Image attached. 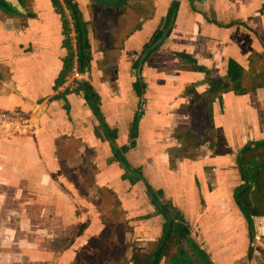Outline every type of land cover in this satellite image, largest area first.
<instances>
[{"label":"crops","instance_id":"0c3cea01","mask_svg":"<svg viewBox=\"0 0 264 264\" xmlns=\"http://www.w3.org/2000/svg\"><path fill=\"white\" fill-rule=\"evenodd\" d=\"M72 2L90 45L84 83L132 171L83 92H60L73 67L66 73L62 15L51 0H26L25 17L0 24V110L31 116L37 132H0V186L28 185L57 205L65 194L62 208L84 210L76 246L58 264L143 258L165 223L148 188L180 212L213 264H264V0ZM204 100L211 143L176 154L185 143L177 130L197 125L192 110ZM107 196L123 216L119 249L89 244L103 234Z\"/></svg>","mask_w":264,"mask_h":264},{"label":"rangeland","instance_id":"374dc122","mask_svg":"<svg viewBox=\"0 0 264 264\" xmlns=\"http://www.w3.org/2000/svg\"><path fill=\"white\" fill-rule=\"evenodd\" d=\"M60 1L65 6L63 0ZM65 14L67 15L66 11ZM8 17L9 15L0 9V24L8 25L6 22ZM20 17L22 16L20 15ZM196 105L192 114L195 112L193 117L197 125L191 128L188 126L186 130L183 128L177 130V134L180 133L185 143L177 148L176 154L195 153L197 155L195 152L197 145L200 149L203 146L205 150L206 145L211 143L212 130L210 126L212 121H210V113H207L209 101H198ZM99 129L101 128L99 127ZM101 131L103 133V129ZM261 184L264 185V178ZM11 189H13L11 192H6L7 190L0 186V204L4 208L0 210V264H58L61 257L65 262V250L72 246V241H76L75 238L80 230L78 220L82 219L84 210H77L80 205L75 209L73 206L71 210L62 208L61 201L65 199V194L59 195L60 203L57 205L52 199L50 202L47 194L33 193L34 188H30L28 185L20 188V193H14L15 189ZM116 205L111 196H107L106 203H102L103 212L99 217L101 220L105 219L106 225L102 236L99 239L94 238L95 240L93 239L89 243L90 247L107 250L115 248L113 246L116 243L118 249L120 248L119 243L113 241L114 238L119 239L124 234L121 225L123 216L120 211L118 212ZM72 210L74 211L71 212ZM192 239L202 249L204 243L201 238L192 236ZM75 246L76 244L73 245L74 248ZM181 248L184 251L188 250L184 242L168 244L167 248L163 250V257L158 264H174V259L179 257ZM154 249V244L149 245L146 253L150 254ZM164 253L166 254L164 255ZM85 255H87L86 251L82 255L83 259L86 258ZM189 255L192 256L191 253ZM116 257H118V253ZM89 259L92 261V258ZM95 260L98 262L97 258ZM105 260H107V264L109 258ZM70 264H77V259Z\"/></svg>","mask_w":264,"mask_h":264},{"label":"trees","instance_id":"16d2710c","mask_svg":"<svg viewBox=\"0 0 264 264\" xmlns=\"http://www.w3.org/2000/svg\"><path fill=\"white\" fill-rule=\"evenodd\" d=\"M54 8L58 13H60L63 17L64 23V35L66 39V47L68 49L69 55L65 61V71L66 73L71 70V67L74 63V58L77 56L78 64L81 70H84L90 65V45L88 43V33H87V25L83 22L81 13L78 9V6L72 2V0H63L66 9L70 12L72 20H73V29H71L69 21L67 20V15L65 14V7L60 0H51ZM0 7L9 12V14L19 15L17 11L12 9L8 4H6L3 0H0ZM64 7V8H63ZM74 31L76 34V46L73 45L72 39L70 37L71 31ZM136 90L140 92L141 85L139 83L136 84ZM76 92H83L85 95L88 106L93 111L95 116L100 121V128L103 129L105 133L106 139L110 141L112 147L114 149V154L122 166L128 171L131 172V168L126 162V160L122 157L120 150L115 146V137L116 134L106 126L104 117L100 111V108L96 102L95 95L91 89V87L84 83L81 85L80 89ZM137 123V121H136ZM114 134V136L112 135ZM133 145V144H132ZM263 145V144H261ZM123 152H127L128 147L122 149ZM141 180V179H140ZM160 194V193H159ZM148 195L151 199L152 204L155 206L156 211L159 215L164 219V232L163 236L156 245L155 249L150 254L143 255V258L137 259L132 258L135 264H158L160 259L163 257V250L167 248V245H171L172 243H182L184 242L188 250L184 251L183 248L179 251V257L174 259V264H213L210 256L206 251L201 249L192 239L191 231L188 224L185 222L183 216L180 214L176 208L173 207L172 204L162 203L159 199V196L152 191V189L148 188ZM239 201V200H238ZM239 204L244 212L246 218L248 219L250 226H252V218L250 213H248L245 205L241 200ZM86 228V225H82L81 231ZM189 253L192 254L189 255ZM166 253H164L165 255Z\"/></svg>","mask_w":264,"mask_h":264},{"label":"built area","instance_id":"2783aa9c","mask_svg":"<svg viewBox=\"0 0 264 264\" xmlns=\"http://www.w3.org/2000/svg\"><path fill=\"white\" fill-rule=\"evenodd\" d=\"M66 17L71 29H73V20L70 14L68 15V12ZM70 37L73 45L76 46V34L73 30L71 31ZM89 77V69L81 70L78 64V58H76L72 70L61 87L60 92L67 93L79 90L84 82H88ZM0 132L6 136L34 135L37 132V124L31 116L0 110Z\"/></svg>","mask_w":264,"mask_h":264},{"label":"water","instance_id":"95a60500","mask_svg":"<svg viewBox=\"0 0 264 264\" xmlns=\"http://www.w3.org/2000/svg\"><path fill=\"white\" fill-rule=\"evenodd\" d=\"M6 4H8L12 9L20 13L21 15H26L27 10L24 7L23 3L21 0H3ZM36 121V119H35ZM37 124V121H36Z\"/></svg>","mask_w":264,"mask_h":264},{"label":"flooded vegetation","instance_id":"af4514ba","mask_svg":"<svg viewBox=\"0 0 264 264\" xmlns=\"http://www.w3.org/2000/svg\"><path fill=\"white\" fill-rule=\"evenodd\" d=\"M22 2H23V5H24V7H25V3H24V0H22ZM26 8V7H25ZM0 9L2 10V11H4L5 13H7L8 15H10V16H20L21 14L19 13V15H16V14H9V12H7V11H5V10H3L1 7H0ZM27 10V9H26ZM27 14H28V12H27ZM26 14V15H27ZM26 15H21L22 17H25Z\"/></svg>","mask_w":264,"mask_h":264}]
</instances>
